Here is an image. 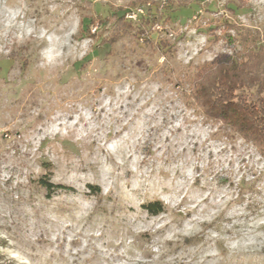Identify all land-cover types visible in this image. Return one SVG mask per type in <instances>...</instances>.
<instances>
[{"label":"rangeland","instance_id":"1","mask_svg":"<svg viewBox=\"0 0 264 264\" xmlns=\"http://www.w3.org/2000/svg\"><path fill=\"white\" fill-rule=\"evenodd\" d=\"M254 40L264 0H0V264H264V159L189 96Z\"/></svg>","mask_w":264,"mask_h":264},{"label":"trees","instance_id":"2","mask_svg":"<svg viewBox=\"0 0 264 264\" xmlns=\"http://www.w3.org/2000/svg\"><path fill=\"white\" fill-rule=\"evenodd\" d=\"M245 92H252L254 99L250 100ZM189 96L205 120L219 124L231 135L250 144L264 159L263 46L254 40L241 53L215 57L207 68L195 73ZM40 185L47 192L67 191L51 185L47 179H42ZM89 189L94 194L98 192L95 187ZM142 208L150 215L163 211L159 202L142 205Z\"/></svg>","mask_w":264,"mask_h":264}]
</instances>
